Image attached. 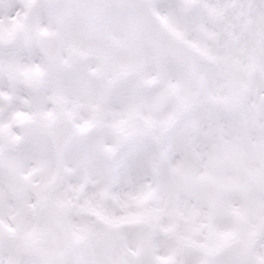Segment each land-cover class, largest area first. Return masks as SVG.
<instances>
[{
	"label": "clouds",
	"instance_id": "9594fccd",
	"mask_svg": "<svg viewBox=\"0 0 264 264\" xmlns=\"http://www.w3.org/2000/svg\"><path fill=\"white\" fill-rule=\"evenodd\" d=\"M0 264H264V0H0Z\"/></svg>",
	"mask_w": 264,
	"mask_h": 264
}]
</instances>
